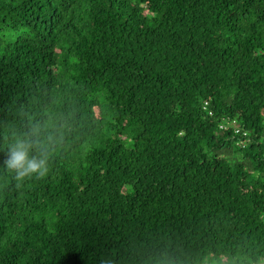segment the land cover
Segmentation results:
<instances>
[{"label": "trees", "instance_id": "obj_1", "mask_svg": "<svg viewBox=\"0 0 264 264\" xmlns=\"http://www.w3.org/2000/svg\"><path fill=\"white\" fill-rule=\"evenodd\" d=\"M0 264H264V0H0Z\"/></svg>", "mask_w": 264, "mask_h": 264}, {"label": "clouds", "instance_id": "obj_2", "mask_svg": "<svg viewBox=\"0 0 264 264\" xmlns=\"http://www.w3.org/2000/svg\"><path fill=\"white\" fill-rule=\"evenodd\" d=\"M30 149V144L17 142L11 151L10 159L5 161L6 167L15 171L17 180L33 175H38L41 178L46 177L47 167L45 159L32 157Z\"/></svg>", "mask_w": 264, "mask_h": 264}, {"label": "built area", "instance_id": "obj_3", "mask_svg": "<svg viewBox=\"0 0 264 264\" xmlns=\"http://www.w3.org/2000/svg\"><path fill=\"white\" fill-rule=\"evenodd\" d=\"M230 123H228V125H229Z\"/></svg>", "mask_w": 264, "mask_h": 264}]
</instances>
